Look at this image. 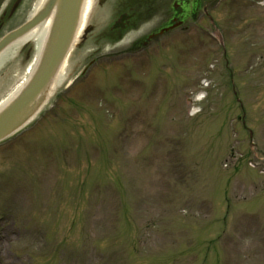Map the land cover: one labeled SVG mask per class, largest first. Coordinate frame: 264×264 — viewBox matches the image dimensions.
I'll list each match as a JSON object with an SVG mask.
<instances>
[{
    "label": "rangeland",
    "instance_id": "rangeland-1",
    "mask_svg": "<svg viewBox=\"0 0 264 264\" xmlns=\"http://www.w3.org/2000/svg\"><path fill=\"white\" fill-rule=\"evenodd\" d=\"M210 13L204 33L101 60L0 145V264H264V175L248 163L264 161V0ZM139 59L160 62L155 89L123 76L150 74Z\"/></svg>",
    "mask_w": 264,
    "mask_h": 264
},
{
    "label": "water",
    "instance_id": "water-1",
    "mask_svg": "<svg viewBox=\"0 0 264 264\" xmlns=\"http://www.w3.org/2000/svg\"><path fill=\"white\" fill-rule=\"evenodd\" d=\"M85 2L41 0L31 19L0 43L1 50L27 33L46 29L32 73L0 110V141L29 123L53 95L59 72L75 42Z\"/></svg>",
    "mask_w": 264,
    "mask_h": 264
},
{
    "label": "flooded vegetation",
    "instance_id": "flooded-vegetation-1",
    "mask_svg": "<svg viewBox=\"0 0 264 264\" xmlns=\"http://www.w3.org/2000/svg\"><path fill=\"white\" fill-rule=\"evenodd\" d=\"M113 6L114 16L112 18V26L109 28L111 34L119 35L133 27H141L155 22V25L163 24L161 30L167 29L168 26H173L183 22L187 17L188 6L192 9L198 6L196 0H182L180 3L175 1L172 4L165 0H149L151 2V10L145 17H139L142 10L138 8L143 6L141 0H110ZM32 0H0V31L2 27H7L14 24L20 17H23L31 6ZM168 4V5H167ZM125 19L123 18V15ZM138 17V20H137ZM155 34L156 31H152ZM154 36V35H153Z\"/></svg>",
    "mask_w": 264,
    "mask_h": 264
},
{
    "label": "bare ground",
    "instance_id": "bare-ground-1",
    "mask_svg": "<svg viewBox=\"0 0 264 264\" xmlns=\"http://www.w3.org/2000/svg\"><path fill=\"white\" fill-rule=\"evenodd\" d=\"M91 3V0H89L88 1V3H87V7H86V9L89 7V4ZM45 36V34L43 33V31H38V32H33L30 36H31V39H34V40H36V42H38L37 43V47H38V49L40 48V43H42V41H43V39H44V36ZM19 45H20V43H17V44H15L13 47H12V49L14 50V49H17L18 47H19ZM11 49V52H13V50ZM6 56V54L4 55V56H2L1 58H0V63H1V61L3 60V58Z\"/></svg>",
    "mask_w": 264,
    "mask_h": 264
}]
</instances>
